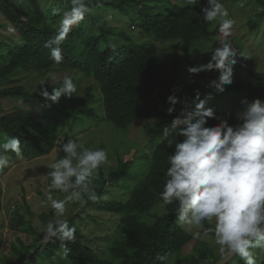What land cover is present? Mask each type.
Wrapping results in <instances>:
<instances>
[{
  "label": "trees",
  "instance_id": "obj_1",
  "mask_svg": "<svg viewBox=\"0 0 264 264\" xmlns=\"http://www.w3.org/2000/svg\"><path fill=\"white\" fill-rule=\"evenodd\" d=\"M228 1L234 0H223V3ZM256 1L264 4L263 0ZM86 2L90 4L92 11L69 33L62 45L64 59L57 65L50 59V50L44 44L59 27L62 13L58 7L43 10L35 9L33 0H0V142L5 137L17 136L22 142L21 158L31 159L56 152L55 156L59 159L65 155L61 150L62 144L73 139L70 136L59 141V133L73 123L90 121L97 124L104 119L117 128H127L137 119L161 117L164 126L159 130L160 135L153 141L149 151L139 156L150 158V164L140 180L128 190L124 201L99 199L96 203H86V206L119 215L118 226L122 234L111 249V258L101 257L96 250L87 246L81 239L79 229L72 222L73 218H65L69 226L74 225L77 229L76 240L67 245L70 249L67 256L59 241L44 244L43 233L36 230L38 234L28 244L22 240H19V245L12 243L10 255L3 256V261L8 264H29L34 259L39 261L41 258L43 264H56V256L63 261L62 264H213L216 259L209 260L205 246L199 242H195L198 255L190 254L185 260L180 259L178 253L193 240V236L178 226L174 212L176 206L165 207L159 199V192L165 181L164 173L168 167L167 158L174 150L175 143L183 139L175 131L165 136L164 128L175 117L183 118L182 112L195 109V106L189 104L194 91L182 89L179 96H176L178 102L174 105L175 111L168 114L167 109L173 105L167 103L166 99L174 80L163 77L156 45L150 40H137L126 28H120L109 20L103 9H109L112 16L118 13L129 17L134 28L139 26L143 35L155 41L180 39L183 53L194 67L196 60L190 56L193 45L198 40L214 38L217 32V27L214 26L216 21L203 22L201 6L189 5L187 0ZM64 4L65 9L71 7L66 0ZM204 4L206 0H201V5ZM263 17L264 9L248 20L249 27H258ZM113 44L116 45L115 50L111 47ZM178 67L179 60L174 58L172 68L176 71ZM52 68L78 71L94 80L84 88L75 107L67 104L66 97H61L59 103L48 106L39 94L40 90H29L23 85L11 83L18 74ZM62 78L52 86H62ZM217 78L218 76L213 81ZM52 86L44 85L49 92ZM205 91L210 97H217L223 103L236 100L242 95L243 99L249 101L255 98L264 100V72L248 69L242 80L225 86L223 92L216 88H206ZM16 99L36 101L40 108L35 114L17 107L10 108L9 102ZM94 102H97L95 106L92 105ZM100 103L102 113L101 110L98 111ZM242 109L243 105L240 104L238 110L214 111L217 117L235 124L236 114ZM217 123L218 119L208 120L209 125ZM170 142L172 147H169ZM99 148L105 150L104 144L100 143L97 149ZM9 156L17 157L14 153ZM131 161L121 162L117 170L103 172L99 169V182L93 185L99 196L108 184L114 183L122 188L130 173ZM118 181L120 182L117 183ZM50 184L51 179L48 177V186ZM123 188H126L125 184ZM157 204L162 206L163 212L156 213L153 222L139 218L141 213L149 212ZM1 207L0 189V210ZM16 213L23 218L18 211ZM40 217L45 222L48 219L52 221V209L42 212ZM205 225L211 227L207 222ZM38 238L39 244L32 250ZM240 264L243 261L240 260ZM261 264H264V258Z\"/></svg>",
  "mask_w": 264,
  "mask_h": 264
},
{
  "label": "clouds",
  "instance_id": "obj_2",
  "mask_svg": "<svg viewBox=\"0 0 264 264\" xmlns=\"http://www.w3.org/2000/svg\"><path fill=\"white\" fill-rule=\"evenodd\" d=\"M71 7L62 11L56 33L44 47L50 50V59L59 65L64 56L62 45L73 27L79 26L92 8L86 0H66ZM189 5L201 6V19L205 23L219 21L221 32L227 36L235 25L229 18V11L223 0H187ZM243 6V5H241ZM115 50L116 45H111ZM237 51L229 41H222L211 51L207 64L189 67L190 74L204 70H217L219 76L211 83L223 92L225 86L233 83V65ZM51 79L56 75L50 74ZM40 81L39 94L48 106L59 103L61 97L71 98L77 92V85L71 76L62 78V86L53 87L51 92ZM199 99V93L197 92ZM210 98V97H209ZM166 102L175 111L178 98L169 95ZM206 100H199L195 109L182 112L164 128V135L175 131L183 137L175 143L167 158L168 167L159 199L167 207L175 205L177 224L192 233L194 239L203 234L210 237L220 256V262L238 256L243 264H258V257L264 254V100L255 98L241 100L243 109L236 114V123L216 116L212 107H206ZM209 119L219 123L209 125ZM21 139L5 137L0 142V171L10 166L9 154L22 156ZM169 147H172L171 142ZM65 154L52 162L48 176L51 179L45 204L53 211V220L47 224L42 243H56L67 256L69 242L76 240V227L69 226L65 216L68 206L74 203H96L100 196L92 186L99 169L110 163L103 148L85 147L77 139H68L61 146ZM53 191L64 193L62 199L54 198ZM211 227H205V223ZM259 250V252L257 251Z\"/></svg>",
  "mask_w": 264,
  "mask_h": 264
},
{
  "label": "rangeland",
  "instance_id": "obj_3",
  "mask_svg": "<svg viewBox=\"0 0 264 264\" xmlns=\"http://www.w3.org/2000/svg\"><path fill=\"white\" fill-rule=\"evenodd\" d=\"M33 3L35 9L43 8L45 10L50 7L55 9L58 7L60 13L65 10L64 0H33ZM225 7L229 11V18L235 20V25L225 39V35L220 30L219 21H216L214 26L217 27V32L214 38L211 40H198L194 43L190 56L196 60L195 67L207 64L211 58L213 48L219 46L222 41H229L237 51L236 63L233 65V81L242 80L248 69L264 72V17L258 27L250 28L248 25V20L253 19L257 13L264 9V4H260L256 0H234L228 1ZM103 11L108 15L109 20L114 21L120 28H126L127 32L137 37V40H150L156 45L162 64L163 77H170L174 80L167 97L173 94L179 96L183 89L194 91L192 100L189 102L191 106H196L199 100H206V107L226 110L239 109L244 95L236 100L223 103L221 99L210 97L205 91L206 88L215 89L211 82L216 76H219L218 71L208 72L204 70L199 74H190L187 71L189 67L194 66L184 55L180 39L155 41L143 35L139 26L134 28L129 17L121 16L118 13L112 16L109 9H103ZM174 50H176L175 53ZM174 58L179 60V67L176 71L172 68ZM73 72L61 68H52L47 71L22 73L14 76L11 83L23 85L29 90H40V86H38L40 81L43 80L52 85L61 77L70 75L77 85V92L65 101L70 107H75L84 88L94 80L78 71ZM53 73L56 75V79H51L50 74ZM197 92L199 93V99L197 98ZM7 103L8 100H6V105ZM96 104L97 102H94L92 105L95 106ZM9 107H17L35 114L40 105L36 101L26 102L16 99L9 102ZM98 111L102 113L101 103ZM163 126L164 121L161 117L137 119L127 128H117L104 119L97 124L85 121L68 125V129H64L62 133H59L58 139L61 141L71 136L91 149H97L98 145L103 143L110 160L109 164L101 167L103 172L117 170L121 162L132 160L130 173L124 183L126 188H123L124 184H122V188H118L114 183H111L104 188L100 195L102 201H124L127 198L128 190L140 180L149 167L150 158L139 156L141 153L149 151L153 141L159 137V130ZM55 153L31 159L10 156V166L0 172L2 201L0 210V264H8L7 261H3L4 258L2 257L6 254L10 255L12 243L19 245V240H22L28 244L30 239L38 234L37 231L43 233L50 222V219L46 222L41 220L40 214L51 209L46 206L45 200L49 191L48 169L50 164L58 159ZM95 182H99V174L94 179L93 185ZM52 195L54 198L62 199L65 194L53 191ZM17 211L23 218L16 215ZM161 212H163V208L160 204H157L149 212L141 213L139 218L151 223L155 219V214ZM65 218H73L72 222L79 229L81 239L87 246L96 250L99 256L111 258V249L115 247L118 237L122 234L118 226V214L97 209L94 206L74 203L68 206ZM205 227L209 226L205 225ZM187 232L192 235L191 232ZM195 242L205 246L209 260L220 258L210 237L202 234L199 239L193 238L178 253L180 259L185 260L190 254L198 255ZM38 244L39 238L36 239L31 249L34 250ZM257 251L259 252V250ZM263 258L264 254H260L258 264H261ZM54 259L56 264H62L63 262L56 256ZM38 262L43 264V259L40 258L38 261L36 258L29 264H37ZM227 264H240V258L233 256Z\"/></svg>",
  "mask_w": 264,
  "mask_h": 264
},
{
  "label": "water",
  "instance_id": "obj_4",
  "mask_svg": "<svg viewBox=\"0 0 264 264\" xmlns=\"http://www.w3.org/2000/svg\"><path fill=\"white\" fill-rule=\"evenodd\" d=\"M229 260L222 262V264H227ZM218 262H220V258H218L213 264H218Z\"/></svg>",
  "mask_w": 264,
  "mask_h": 264
}]
</instances>
